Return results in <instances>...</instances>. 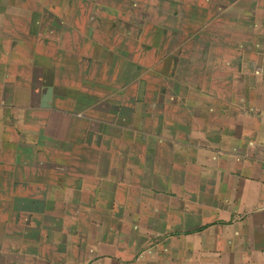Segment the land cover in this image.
Segmentation results:
<instances>
[{
  "label": "crops",
  "instance_id": "obj_1",
  "mask_svg": "<svg viewBox=\"0 0 264 264\" xmlns=\"http://www.w3.org/2000/svg\"><path fill=\"white\" fill-rule=\"evenodd\" d=\"M0 264H264V0H0Z\"/></svg>",
  "mask_w": 264,
  "mask_h": 264
}]
</instances>
